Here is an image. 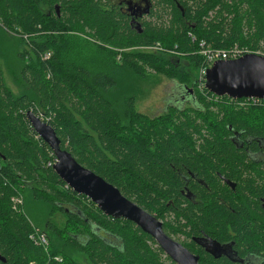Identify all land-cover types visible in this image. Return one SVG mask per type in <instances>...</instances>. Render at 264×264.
<instances>
[{"label": "trees", "instance_id": "trees-1", "mask_svg": "<svg viewBox=\"0 0 264 264\" xmlns=\"http://www.w3.org/2000/svg\"><path fill=\"white\" fill-rule=\"evenodd\" d=\"M105 1L0 0V254L6 259L0 264H167L151 235L67 186L29 110L56 129L63 148L156 215L168 233L216 226L221 232L232 224L246 242L257 241L263 232L248 229L237 196L251 195L260 208L264 185L244 176L255 163L232 137L238 131L244 146L264 148V100L239 106L229 96L203 93L195 72L204 61L201 41L264 52V0H156L141 32ZM155 44L181 54L136 48ZM3 58L18 91L7 81ZM153 73L192 88L193 103L154 116L140 112V86ZM217 170L236 178V191ZM189 171L208 187L191 179L201 202L187 200L184 207ZM20 195L24 203L15 209L12 197ZM37 207L48 214V251L30 239L37 224L27 209ZM56 212L67 216L63 227L53 220Z\"/></svg>", "mask_w": 264, "mask_h": 264}, {"label": "water", "instance_id": "water-1", "mask_svg": "<svg viewBox=\"0 0 264 264\" xmlns=\"http://www.w3.org/2000/svg\"><path fill=\"white\" fill-rule=\"evenodd\" d=\"M141 27V24H139ZM142 30H140L141 32ZM189 93L192 88H187ZM206 87L218 96L230 98H264V55L246 53L236 59L218 60L206 72ZM191 90V91H189ZM188 96L187 92L185 93ZM32 127L50 146L56 157L54 170L78 194L87 196L106 215L134 222L151 235L157 244L179 264H199L194 255L181 242L166 233L163 222L91 168L83 165L66 148L56 129L34 111L26 113ZM0 260L6 259L0 254Z\"/></svg>", "mask_w": 264, "mask_h": 264}, {"label": "flooded vegetation", "instance_id": "flooded-vegetation-1", "mask_svg": "<svg viewBox=\"0 0 264 264\" xmlns=\"http://www.w3.org/2000/svg\"><path fill=\"white\" fill-rule=\"evenodd\" d=\"M108 4H111L117 7L118 11L123 14V16L128 20L129 25L136 30L143 31V21L144 20H153L151 16V11L156 4V0H106ZM61 6L62 2L58 1L54 4V10L57 15H61ZM141 24V27L139 26ZM184 89V93L181 94V99H177V103L172 104L171 101L167 104L169 106L178 105L181 103L180 100H185L187 95L186 92L190 94L193 98V91L188 92L186 88L181 86ZM194 99V98H193ZM192 100V99H191ZM179 106V105H178ZM241 134L238 131H234L233 141L235 143L240 142L241 145L237 146V149H241L246 153V158L254 162V166L250 170L244 171V176L252 177L255 182L261 186L264 185V148H251L250 146H244L243 140L241 139ZM260 169V170H259ZM189 174V175H188ZM188 174L183 175L184 185L181 189L182 194L184 195L183 204L184 207L188 205L187 200L192 201L193 203H200L201 199L200 190L195 182L202 184L205 187L208 185L205 181L197 176V174L189 171ZM219 178L229 186L230 190L236 191L237 181L236 178H232L227 174L219 172L217 170ZM190 176V177H189ZM233 197V196H232ZM239 197L245 207L246 214L250 226L248 229L253 232L262 233L261 237L253 243L246 242V234L244 232L237 233L235 229L228 224L226 228H223L224 231L219 232L221 228L215 227L214 230H203L199 229L197 232H191L190 235L186 233H168L175 240L181 242L185 247H187L194 255L199 257V264H264V195L259 197V206L256 208L257 202L254 201V197L251 195L246 197L243 194H239ZM223 200V197H217ZM252 199V201H251ZM247 201V202H246ZM256 204H255V203ZM199 213V210L196 209V214ZM173 218H176L174 216ZM186 222V219H183V223ZM165 252V251H164ZM165 261L167 264H179L173 260L165 252ZM169 257V258H167Z\"/></svg>", "mask_w": 264, "mask_h": 264}, {"label": "rangeland", "instance_id": "rangeland-1", "mask_svg": "<svg viewBox=\"0 0 264 264\" xmlns=\"http://www.w3.org/2000/svg\"><path fill=\"white\" fill-rule=\"evenodd\" d=\"M1 27H2V23L0 22V30ZM9 34L10 36L13 35V37L18 38L12 32H9ZM26 45L25 44L20 45V49L24 48ZM4 60L5 59L3 58L2 59L3 64H4ZM4 69L6 70L7 73L8 83L13 87L15 91H18L17 86H15L13 82L14 78L12 74L8 71V68L5 64H4ZM149 76H150L149 78L143 80L140 86V88L142 89V93L138 97L137 109L142 113L154 116L164 111L169 101H171L172 104L177 103L176 100L181 99V94L184 93L185 91L181 87V85L175 80H171L157 73H153ZM200 78H201V73L200 70L198 69L197 72H195V81L198 82ZM191 99L192 98L188 96L186 97L185 100H180L181 103H178V105L185 106L187 103H193V100ZM27 215L37 225H39L37 226L34 224L36 228L40 229V231L45 232L47 234V231L44 230L43 227H45V224L48 220V214L46 212L44 213L41 207H37V209L28 208ZM66 218L67 216L65 214H62L61 212H56V214L53 217V220L56 221L59 225L61 224L60 226L63 227ZM79 258L83 259V262L87 263V261L85 260L86 257L83 254H79Z\"/></svg>", "mask_w": 264, "mask_h": 264}, {"label": "built area", "instance_id": "built-area-1", "mask_svg": "<svg viewBox=\"0 0 264 264\" xmlns=\"http://www.w3.org/2000/svg\"><path fill=\"white\" fill-rule=\"evenodd\" d=\"M27 34L24 35L25 38H27ZM193 41H195V38L193 37ZM137 49L144 50V51H160V50H166L167 52L178 56L181 53L173 50V49H166L163 46H160V44H155V45H142V46H136ZM199 54L203 57V63L200 66L199 70L201 73V78L197 82L198 88L203 92L206 93V72L209 67L213 65L214 62L218 60H230V59H236L246 53H257V54H262L264 55V52L262 51H253L248 49L247 47H240L238 44L233 45L229 49H221V48H214L210 44H207L206 41H201L199 44V49L197 50ZM43 58L48 59L51 57V53L47 52L42 55ZM208 90V89H207ZM246 98L245 100H242V98H231L232 100H235L237 105L239 106H247L253 102H260L263 99L261 98H256V97H244ZM42 119L44 118L43 116L38 115ZM44 120V119H43ZM55 162H56V157H55ZM55 162L53 164H55ZM68 186V184H67ZM12 201L14 204V208L17 209L19 205H22L24 203L23 196H14L12 197ZM17 207V208H16ZM30 239L37 245L42 246L46 251L49 250L50 246V241L45 232L40 231V229L36 228L34 231L30 234Z\"/></svg>", "mask_w": 264, "mask_h": 264}, {"label": "bare ground", "instance_id": "bare-ground-1", "mask_svg": "<svg viewBox=\"0 0 264 264\" xmlns=\"http://www.w3.org/2000/svg\"><path fill=\"white\" fill-rule=\"evenodd\" d=\"M227 49V48H226Z\"/></svg>", "mask_w": 264, "mask_h": 264}]
</instances>
